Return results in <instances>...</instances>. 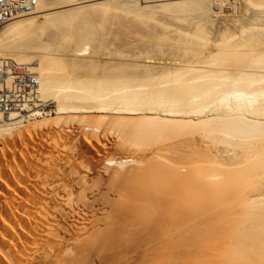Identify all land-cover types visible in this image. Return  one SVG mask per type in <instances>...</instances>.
I'll use <instances>...</instances> for the list:
<instances>
[{
	"label": "bare ground",
	"instance_id": "obj_1",
	"mask_svg": "<svg viewBox=\"0 0 264 264\" xmlns=\"http://www.w3.org/2000/svg\"><path fill=\"white\" fill-rule=\"evenodd\" d=\"M206 1L212 8L210 17L221 14L230 17L224 13L223 0L164 1L143 8L138 7L137 0H97L81 5L73 0H43L36 12L28 15L31 17L21 16L27 18L0 27V58L29 65L40 82L36 109L8 117L0 115V264H240L244 260L264 264L261 238L258 243L249 244L254 246L255 254L237 250L239 246L247 248L241 245L243 240L238 243L236 240V248L235 245L230 248V241H225L226 246L229 244L230 249L239 253L229 251L232 256L227 252L229 262L224 259L228 246L222 248L224 255L219 242L218 247L212 245L214 224L223 221L220 217L211 220V209L220 213L215 208L218 201L212 195L214 199L218 195L221 198L223 190L217 187L227 185L216 186L221 182H212L216 193H210L211 181L218 175L208 174L202 165L201 171L196 170L200 172L198 175L194 169L197 155L204 164L210 160L215 164L243 160V151L221 146L207 149L208 141H203L197 132L205 131L209 138L220 136L226 142L246 137L255 144L253 179L260 193L245 202L258 209L264 204V52L258 47L253 48L254 54L245 49L249 59L258 51L257 57L249 61L260 64L240 69L236 64L240 58H236L238 48H245L250 39L240 37L244 41L236 43L230 39L234 31L227 36L229 31L226 35L222 29L215 41H209L205 32L209 29L202 26L210 18L206 12L208 20L198 17L202 24L189 23L191 26L186 28L190 32L185 35L183 25L180 35L177 34L180 30L175 27L177 24L174 28L169 25V32L164 25L165 31L160 30V35L151 30L163 23L162 19L160 23L155 21L157 10L176 14L195 9L201 13V9L209 10ZM254 1L247 3L253 8L264 7V0ZM112 19L118 30L126 33L130 29L126 35L132 33L138 42L152 39L157 48H162L155 49L156 43L149 40L154 43H151L153 52L144 46V50L126 55V60L111 67L106 65L109 61L94 57L81 62L84 47L78 48L84 42L97 41L101 22L105 24ZM150 20L156 22L155 28L151 25L144 28L142 25ZM44 27L58 29L59 33H52L55 36L52 42L37 45V34ZM245 27L240 28V34H248ZM171 28L176 30L174 34L172 29L174 36L179 38L182 33L184 40L173 39ZM207 46L204 53L201 48L206 51ZM164 48L181 52L184 48L188 51L183 50L185 55L190 56L172 52V57H168L165 50L161 52ZM228 53L236 54L232 56L237 60L233 64L238 65L237 69H229L231 65L228 68L226 64L220 66L219 58L213 59L216 56L224 59ZM244 54L241 50L239 56ZM99 68L101 73H96ZM74 69H83L84 73ZM50 100L56 103V110L51 113L46 111ZM39 106L44 108L37 109ZM234 187L232 191L236 190ZM250 208L253 210L252 206L247 210ZM251 210L247 211L246 215L250 213L247 217L251 216L255 224H264V211ZM223 213L230 215L227 211ZM240 230L234 232L238 234Z\"/></svg>",
	"mask_w": 264,
	"mask_h": 264
},
{
	"label": "rangeland",
	"instance_id": "obj_2",
	"mask_svg": "<svg viewBox=\"0 0 264 264\" xmlns=\"http://www.w3.org/2000/svg\"><path fill=\"white\" fill-rule=\"evenodd\" d=\"M154 2L152 3V2H150V3H143V2H141V0H137V4H138V7H140V8H143V7H145V6H152V5H157L158 3L160 4V3H164V1L166 2H176V1H181V0H163V2L160 0V1H158V0H153ZM184 1V0H183ZM201 1V0H200ZM204 1V0H203ZM225 1V2H224ZM156 2H158V3H156ZM223 7H224V9H226L225 10V12L224 13H226L227 15H230V17L229 16H226V18L221 14V15H217L216 17H210V16H212V15H210V14H208L209 12H210V10L212 11V8L207 4V1L205 2L206 4H207V6H209L208 8H209V10L207 11H204L205 9H201V10H203V12H201L200 13V11H198V10H195V9H191V11H193V12H189V11H181V13H176L175 14V12H173V14H171V12H163V11H161V10H157V13H156V19H155V21H157V23H160V21H161V19H162V22L163 23H167V24H163L162 22V24L160 25L161 27H162V29L160 28V26H158V29H156L155 27H154V22L155 21H151L150 20V23H149V21H148V23L147 24H145V25H142L143 27L145 26L146 27V25H148V26H152V27H154L155 29H153V28H151V30L153 31V33H156V32H158V33H156V34H161L162 32H163V30L166 28V27H168V29H167V31L169 30V28H170V26L171 27H173V25L175 26L176 24V26L175 27H179L178 29H180V30H178V33L177 34H179L180 35V32L179 31H181V28L180 27H182L181 25H183V27L182 28H189V26H191L190 24H192V23H194V22H198V23H196V24H202V20H200L199 18L201 17V19H204V20H208L209 19V21L211 20V22H209V21H207L206 23H207V25H206V23H204L203 22V24H202V26H206L204 29L205 30H208L209 32H210V34L208 33V31H205L206 33H207V35H209L210 36V38H209V36H207L210 40L209 41H211V40H213V41H215V39H217L219 36L218 35H220V33H222V31H224L225 32V30H226V35L228 34L227 32L229 31V35H227V36H231L233 33V36L232 37H230V39L232 38V40L231 41H235L236 43L238 42V43H240L241 41H244V38L245 39H250L249 41H250V43H249V41L247 40L246 41V43L245 44H247V46L244 48V47H241V49H239L238 48V51L240 50V52H239V54H237V56L238 57H236V58H239V59H237V60H239V61H237V60H235L236 58H235V56H236V54H234V53H232V55L234 54L235 56H230V54L231 53H228L229 54V56L230 57H227L228 56V54H227V56L226 55H224V59H223V56H221V59H220V56H216L215 58H213V59H215L214 61H216V59L217 58H219V60L217 59V63L218 64H220V66L222 65L223 67L225 66V64H226V67H228V65H231V66H229L228 68L229 69H237L236 68V66H238L239 65V68L241 67V68H243V69H245V68H247L248 66V68H250V67H254V65L256 66V67H258L259 66V64L257 63V64H252L251 63V61L255 58V57H257V55H258V53L256 52V54H255V56L254 57H252L251 55H250V59L248 58V56H249V53H248V56H247V51L246 50H248V51H250L251 50V53H253L254 54V49L255 48H257L258 50H259V48H260V50H262L261 52H264V49H262V48H264V46H262V45H264V42H262V40H264V39H261V36L262 35H264V26H262V25H264V16H262V15H264V10H261V9H264V7H252V6H250V5H248V3H247V0H223ZM253 2H255L254 0H253ZM257 2H259L258 0H257ZM235 3V4H234ZM229 4V5H228ZM247 5V6H245V5ZM235 7V8H233V7ZM246 7H247V10H246ZM205 8H207V7H205ZM230 8V9H229ZM245 8V9H244ZM251 8V9H250ZM257 8V9H256ZM223 9V10H224ZM228 9V10H227ZM232 9V10H231ZM240 9V10H239ZM194 10H195V12H194ZM235 10H236V12H235ZM255 10V11H254ZM158 11H160V12H158ZM235 13H233V12ZM253 11V12H252ZM205 12L208 14V16H207V18L208 17H210V18H206L205 17ZM232 12V13H231ZM245 12V13H244ZM247 12V13H246ZM165 15H164V14ZM201 14V15H198V14ZM231 13V14H230ZM179 14V15H178ZM184 14V15H183ZM191 14V15H190ZM257 14H258V17H257ZM112 15H114L113 13L111 14V16ZM158 15L159 16H161V17H158ZM190 15V16H189ZM198 15V16H197ZM210 15V16H209ZM235 15V16H234ZM167 16V17H166ZM169 16V17H168ZM175 16V17H174ZM182 16V17H181ZM187 16V17H186ZM203 16V17H202ZM221 16H222V19H221ZM27 17H31V16H27ZM27 17H22V18H18L17 20H19V19H23V18H27ZM127 17H129V16H127ZM165 17V18H164ZM174 17L175 18V20H176V18L178 19V18H181L182 20H184L185 19V22H183V23H181L182 22V20H181V22L180 23H178V21L176 20H174V18L172 19V18ZM195 17H197V18H195ZM199 17V18H198ZM229 17V18H228ZM241 17V18H240ZM130 18H131V16H130ZM158 18V19H157ZM165 19V22H164V19ZM169 18V19H168ZM171 18V19H170ZM213 18V19H212ZM262 18V19H261ZM191 19V20H190ZM197 19H198V21H197ZM245 19V20H244ZM252 20V21H250V20ZM255 19H257V20H255ZM260 19V20H259ZM113 20H115V19H112V22L111 21H105V24L103 23V22H101V24L100 25H103L102 27L99 25V30H100V33H99V37H98V39H96L97 41H95V40H90V41H88L87 42V44L84 42V43H82L81 44V46L78 48V50H80V49H82V47H84L83 49V51L80 53V58H81V62L82 61H88V60H92V58L94 57L96 60H99V61H103V62H105V63H107L108 61V63L106 64V65H108V66H112V65H114L115 63H119V62H123L122 60H126L127 58V56L126 55H128V57H129V55L130 54H132V53H134V54H136V52H138V50H141V49H143L144 50V46H145V48H146V50H151V48H152V52H153V47H154V45H156V47H154L155 49L157 48V42H155L154 40H152V39H149V40H152L153 42H155L156 44H154L152 41H150L149 42V40H147L146 39V43L144 42V40L145 39H143L142 41H139L138 42V39L136 38V37H134L135 35H133L132 33H131V35L130 34H127L126 35V33H128V31L130 32L131 30L129 29L128 30V28H127V32L125 33V32H123V31H120V30H118L119 29V27L117 28L116 27V25H117V23H115ZM170 20V21H169ZM175 21V24H173L174 23V21ZM225 20H227V21H225ZM236 20V21H235ZM244 20V21H243ZM249 20V21H248ZM14 21V20H13ZM167 21V22H166ZM200 21V22H199ZM202 21V22H201ZM152 22V23H151ZM170 22H172L171 24H170ZM229 22V23H228ZM231 22V23H230ZM246 22V23H245ZM103 23V24H102ZM113 23H115V24H113ZM156 23V22H155ZM190 23V24H189ZM211 25H210V24ZM248 23H251V24H248ZM256 24V25H252V24ZM258 23V24H257ZM138 24H140V23H138ZM195 24V25H196ZM222 24H224V25H222ZM239 24H241V25H239ZM244 24V26H242ZM246 24V25H245ZM156 26H157V24H155ZM159 25V24H158ZM166 27H165V26ZM170 25V26H169ZM210 25V26H209ZM222 25V26H221ZM230 25V26H229ZM234 25H236V26H234ZM253 27H252V26ZM261 27H260V26ZM139 26V25H138ZM141 26V25H140ZM147 26V27H148ZM243 28V27H245V29H247L248 30V34H243V33H239L240 32V28L241 27ZM116 27V28H115ZM143 27H141V29L140 30H143L142 28ZM144 27V28H145ZM163 27H165V28H163ZM193 27H194V25H193ZM225 27V28H224ZM229 28V30L227 29V28ZM237 27V28H236ZM239 27V28H238ZM250 27V28H249ZM258 27V28H257ZM160 28V29H159ZM174 28V27H173ZM173 28H171V31H172V29ZM184 28V29H185ZM185 29V30H183L182 29V31H183V33H184V35L186 34V32L187 31H189L190 32V29L188 30V29ZM214 28V29H213ZM253 28V29H252ZM256 28V29H255ZM121 30H124V28L122 29V28H120ZM148 29H150V28H148ZM148 29H144L146 32H148ZM175 29H177V28H175ZM191 29H192V27H191ZM194 29V28H193ZM223 29V30H222ZM54 30V31H53ZM58 30V29H57ZM57 30H55L54 28H49L48 29V27L46 28V27H44V29H42L40 32H39V34H37V37H36V40L38 39V43H37V45H42V44H45V43H48V42H52V40L54 39V35H52V33L53 34H55L56 33V31ZM103 30V31H102ZM126 30V29H125ZM155 30V31H154ZM158 30V31H157ZM162 32H161V31ZM174 30V29H173ZM222 30V31H221ZM247 30H244V31H247ZM257 30H260V31H262V32H260V34L257 32ZM102 31V32H101ZM165 31V30H164ZM174 31H175V33H174ZM174 31H172V32H170V33H174V34H176V30H174ZM193 31V30H192ZM192 31H191V33H192ZM234 31V32H233ZM149 32H150V30H149ZM148 32V33H149ZM169 32V31H168ZM168 32H164L165 33V36H166V33H167V36L169 37V33ZM231 32H233V33H231ZM57 33H59V31L57 32ZM57 33H56V35H57ZM125 33V34H124ZM164 33H163V35L162 36H164ZM215 33H217L216 35H215ZM219 33V34H218ZM230 33H231V35H230ZM246 33V32H245ZM257 33V34H256ZM174 34H173V36H172V38L173 37H176V39H180L181 38V36H182V33H181V36L178 38L177 36H179V35H175L174 36ZM235 34H236V36H235ZM250 34V35H249ZM101 35V36H100ZM133 35V36H132ZM183 35V36H184ZM187 35H189V33H187ZM206 35V34H205ZM246 37H245V36ZM248 35V36H247ZM257 35H261L260 36V38L257 36ZM190 36V35H189ZM213 36V37H212ZM217 36V37H216ZM238 36H239V38H238ZM53 37V38H52ZM170 37H171V34H170ZM184 37H188V36H184ZM226 37V36H225ZM240 37H244V38H241L240 39ZM51 38H52V40H51ZM100 38V39H99ZM102 38V39H101ZM130 38V39H129ZM235 38H236V40H235ZM262 38H264V37H262ZM129 39V40H128ZM173 39H175V38H173ZM182 40H184L183 38H181ZM239 39V40H238ZM253 39H255L256 41H258L257 43H256V41L255 40H253ZM106 42H105V41ZM127 40V41H126ZM135 42H134V41ZM165 40H166V38H165ZM99 41H100V43H99ZM101 41L103 42V43H101ZM124 41V42H123ZM149 43H148V42ZM251 41L253 42L252 44H254L253 46H252V44H251ZM255 41V42H254ZM94 42V43H93ZM122 42V43H121ZM129 42V43H128ZM166 42V41H165ZM164 41H162V43H165ZM249 44H248V43ZM92 43V44H91ZM98 43H99V46H97L98 45ZM133 43V44H132ZM137 43V44H136ZM139 43V44H138ZM141 43H143V44H141ZM151 43H153L154 45H151ZM260 43V44H259ZM84 44V45H83ZM96 44V45H95ZM101 44H102V47L100 48V46H101ZM105 44V45H104ZM120 44V45H119ZM137 46V48H135L136 46ZM145 44H148V45H145ZM258 44V45H257ZM94 45H95V47H94ZM130 45H131V47L132 48H130ZM150 45H151V47H150ZM166 45H168V44H166ZM166 45L164 46L165 48H167L166 47ZM251 45V46H250ZM257 45V46H256ZM260 45V46H259ZM99 47L97 50V52L99 53V51H101L100 53L101 54H97V52L95 53V52H93L97 47ZM140 46L142 47V48H140ZM148 46H149V48H148ZM153 46V47H152ZM163 46V45H162ZM254 46H256V47H254ZM172 47V46H171ZM248 47V48H247ZM93 48V49H92ZM127 48V49H126ZM148 48V49H147ZM159 48H162V47H159ZM159 48H157V49H159ZM162 49L161 50V52L162 51H168L169 49ZM168 48H170V45H169V47ZM209 47L207 46V48H206V51H205V48H201L202 49V51H204V53H206L207 52V49H208ZM254 48V49H253ZM57 49V48H56ZM100 49V50H99ZM102 49H103V51H102ZM129 49H132V50H129ZM154 49V52L156 51ZM174 51H176V52H174ZM200 49V48H199ZM204 49V50H203ZM246 49V50H245ZM256 49V50H257ZM59 50V49H58ZM127 50V51H126ZM134 50V51H133ZM150 50H149V52H150ZM172 50V51H171ZM171 50H169L168 51V53H166L165 51H164V53L166 54V55H168V57L170 56V57H172V52L173 53H175L174 55H176V53L177 52H181V50H177L176 48H171ZM183 50H184V48L182 49V52H181V57L183 56V55H185V53L184 52H187L188 53V51H186V50H184V52H183ZM241 50H242V52L243 53H245L243 56H244V58L243 59H245V60H243L242 59V61L240 60L241 59V57H243V56H239L240 55V53H241ZM244 50V51H243ZM255 50V51H256ZM110 51V52H109ZM132 51V52H131ZM136 51V52H135ZM201 51V52H202ZM246 51V52H245ZM253 51V52H252ZM57 52V51H56ZM60 52V54L62 55V53H61V51H58L57 53H59ZM125 52V53H124ZM128 52V53H127ZM131 52V53H130ZM65 52H63V54H64ZM67 53H69L68 51L66 52V54ZM92 53H94L93 54V56L91 55ZM107 53V54H106ZM163 53V52H162ZM162 53H160L159 55L161 56V54ZM169 53H171V54H169ZM182 53H183V55H182ZM107 56H106V55ZM252 54V55H253ZM97 55V56H96ZM102 55V56H101ZM114 55V57H112ZM187 56H190V53L189 54H186ZM185 55V56H186ZM64 56V58L65 57H67L66 55H63ZM118 56V57H117ZM123 56V57H122ZM162 56H164V54L162 55ZM247 56V57H246ZM111 57V58H110ZM120 57V58H119ZM165 57H167V56H165ZM234 57V58H233ZM251 57H252V60H251ZM87 58H88V60H87ZM164 58V57H163ZM230 59L229 61H230V63H229V61H228V59ZM247 58V59H246ZM82 59H85V60H82ZM94 59V60H95ZM111 59V60H110ZM129 59V58H128ZM212 59V60H213ZM222 59H223V61H226V63L225 62H223L222 61ZM105 60V61H104ZM112 60L114 61V62H112ZM235 60V61H234ZM249 60H251V61H249ZM222 61V62H221ZM237 61V62H236ZM244 61V62H243ZM247 61H249L251 64H252V66H250L251 64L250 63H248ZM110 62H111V64H110ZM221 62V63H220ZM235 62H236V64L238 63V65H233V64H235ZM245 65V66H243V64ZM86 63V62H85ZM113 63V64H112ZM229 63V64H228ZM217 64V65H218ZM240 65H242V66H240ZM81 66H79L78 68H80ZM232 67V68H231ZM233 67H235V68H233ZM245 67V68H244ZM240 68V69H241ZM75 70V72H78V70L79 69H74ZM73 70V71H74ZM99 71H97L96 73H101L100 71H101V68H99L98 69ZM80 71V73L82 74V73H84V72H82L83 71V69L81 70H79ZM74 72V74L76 75V76H78V75H81L80 73L78 74H76ZM50 103H49V105H48V107H47V109H46V111L47 112H49V113H51V112H54L55 110H56V103L55 102H53L52 100H50L49 101ZM204 132L205 131H203V132H200V134L197 132L196 134L197 135H199V137L200 138H202L203 139V141H208L207 142V145H206V147H207V149L209 148V150H211V149H215V148H218V146H221V147H225L226 149L228 148V149H230V150H234V151H240V152H242L241 154H242V161L241 162H223V161H221V162H218V161H216V164H215V161H211L210 160V163H208V164H204V163H202L201 161H200V158H199V156L197 155L196 157H195V160L196 159H198V160H196V163H194V169H195V171L196 170H198L199 171V169H200V171H201V167H199L200 165H202V167H205V168H207V172H208V174H214V175H218V177H217V179L216 180H214V181H211V184H210V186L212 187V191H210V193L211 192H215L214 190V187L216 188V186L217 185H220V184H222L223 183V186L224 185H227V187H229V188H227L226 186L224 187V188H222V185H220V186H218L217 188H219V187H221V190H223V193L222 194H220V189L218 190L219 192V194H220V196H222L221 198L219 197V195H218V199H214V195H212L213 196V200H216V201H218L219 202V204H215L216 205V207L215 208H219L220 209V213H214L213 212V209H211V211H210V216H211V220H214V219H216V218H223V221H221V222H218V223H215L214 224V229H215V233H214V236L213 237H211L212 239H213V241H214V243H213V241H212V245H214V244H218V242H219V250H220V247H221V251H222V253H223V250H222V248H224V246H226V243L228 242V241H230V248H232L231 247V245H235V246H233V247H238V245L236 246V240H237V243H238V240H243L244 241V243L243 244H241V245H244L245 247H247L246 249H244V248H242V247H238V249L237 250H241V252L242 253H244L245 254V252L246 253H251V254H255L254 252H252L253 251V249L254 248H252V247H254V246H250V245H253L252 243L254 242V243H258V241H259V239L260 240H264V236H262V235H264V230H262V229H264V226H262L261 228H260V226L261 225H264V224H257L258 222H256V224L255 223H253L254 222V219H253V221H251L252 219H251V216H250V218L249 217H247V215H250V213L249 214H247L246 215V213H247V211H249L250 212V210H251V208H250V210H247V209H249V207H253V210H251V211H253V213H254V211H255V213L257 212V210H258V213H261V211H264V207H262V206H264V204H261L260 206H258V207H260L259 209L261 210H259L258 208H256L255 206L256 205H253V204H249V203H246V202H248V200H251V199H254L256 196H257V193H260V192H257L256 190L257 189H255L256 188V183H255V180L253 179L254 178V169H252V168H255V161H253L254 160V153H255V144L254 145H252L253 144V142H251V141H248L247 140V138L246 137H244L243 139L241 138V140H236L235 142L234 141H229V142H226L225 141V139H223V138H221L220 136H217V135H215V137L214 138H209V137H211V136H205V134H204ZM207 139V140H206ZM243 140L244 141H247V142H243ZM225 141V142H224ZM211 142V143H210ZM232 142V143H231ZM215 143V144H214ZM250 143V145H248ZM208 144H210V146L208 147ZM245 145V146H244ZM242 147V148H241ZM195 148H197V147H194V149ZM211 148V149H210ZM246 151V152H245ZM244 155V156H243ZM245 157V158H244ZM197 161H198V165H197ZM201 163H200V162ZM243 161H244V163H243ZM248 162V163H247ZM252 162H253V164H252ZM220 163V164H219ZM230 165H229V164ZM234 163V164H233ZM249 164V165H248ZM204 165V166H203ZM245 165H247V166H245ZM254 165V166H253ZM197 166V167H196ZM218 167V168H217ZM199 168V169H198ZM223 168V169H222ZM237 170V171H236ZM244 170V171H243ZM252 170V171H251ZM198 171H196L195 172V175L197 174H199L200 172H198ZM205 172H206V170H205ZM206 172V173H207ZM230 173V174H229ZM242 173V174H241ZM226 174V175H225ZM234 175V176H233ZM220 177V178H219ZM229 178H231L232 180V182L234 183H232L230 180H229ZM233 178H234V180H233ZM237 178V179H236ZM226 179H228V181L226 180ZM221 180V181H220ZM221 182V183H216L215 184V182ZM212 182H214V184L216 185V186H214L213 185V183ZM225 182V183H224ZM236 182V183H235ZM233 186H232V185ZM238 184V185H237ZM229 185V186H228ZM230 186H231V188H230ZM236 188H235V187ZM233 187H234V189H236L234 192H235V194H234V192L232 191V189H233ZM217 190V189H216ZM238 190V191H237ZM232 191V192H231ZM222 192V191H221ZM262 192V191H261ZM216 193V192H215ZM234 194V195H233ZM211 196V197H212ZM238 196V197H237ZM234 198H237V200L239 199V201H235V199ZM246 201V202H245ZM214 205V206H215ZM257 210H256V209ZM255 209V210H254ZM245 210H246V212H245ZM223 211L226 213V211H227V213H229L230 215H228V216H226L224 213H223ZM257 213V214H258ZM262 213H264V212H262ZM244 215H246V217L249 219L248 221H247V218L244 216ZM251 215H252V218H253V214H252V212H251ZM262 216V215H261ZM241 218H244V219H242L241 220ZM245 218H246V220H245ZM256 218V217H255ZM262 222H264V220H262ZM262 222H260V223H262ZM256 225V226H255ZM259 225V226H258ZM253 226H255V228L253 227ZM256 227H258L257 229H256ZM241 229V230H240ZM235 230H240V231H237V233L238 234H242V235H240V239L237 237L238 236V234H236V232H234ZM242 230H244L243 232H241ZM249 230V231H248ZM256 230V231H255ZM257 230H259V231H261V234H260V232L259 231H257ZM247 231V233L249 234V237H248V234H246L245 232ZM254 231H255V233H254ZM241 232V233H240ZM259 234H258V233ZM232 233H234V234H232ZM258 234V235H254V234ZM243 234H245L244 236H243ZM232 235H234V236H232ZM235 235H236V237H235ZM250 235H252V236H250ZM259 235H261L260 237H259ZM231 236V237H230ZM255 236V237H254ZM247 237H248V241H249V243H247L248 241H247ZM234 238H235V240H234ZM243 238H245V240L243 239ZM256 240V242L254 241V240ZM257 239H258V241H257ZM225 241H227V242H225ZM234 241V244L232 243ZM216 242V243H215ZM252 242V243H251ZM223 243H225L224 245H223V247H222V244ZM229 243V242H228ZM247 243V245H245ZM250 244V245H249ZM215 245V246H216ZM218 245H217V247H218ZM221 245V246H220ZM240 245V244H239ZM255 245V244H254ZM228 246V247H227ZM227 248L226 249H228L229 248V244H227ZM228 249V250H226V249H224V250H226L225 251V253H227V252H229V251H231V252H233V251H235V252H233L234 253V255H236L235 253H238V252H236V250H234V248H233V250L232 249ZM255 249H257L258 250V248L257 247H255ZM231 252H229L230 253V255L232 254V256H233V253H231ZM219 253H220V251H219ZM221 254V253H220ZM224 254V253H223ZM239 254V253H238ZM225 255V254H224ZM223 255V256H224ZM229 254L227 253V255H226V257L224 256V259H226L227 258V256H228ZM230 255H229V257L228 258H230ZM243 257V256H242ZM228 258L225 260L226 262L228 261ZM231 260V259H230ZM229 262V261H228ZM240 262V261H239ZM245 262H247V261H242V262H240V264H244ZM247 263H249V262H247ZM249 264H252V263H249Z\"/></svg>",
	"mask_w": 264,
	"mask_h": 264
},
{
	"label": "built area",
	"instance_id": "obj_3",
	"mask_svg": "<svg viewBox=\"0 0 264 264\" xmlns=\"http://www.w3.org/2000/svg\"><path fill=\"white\" fill-rule=\"evenodd\" d=\"M43 0H0V27L21 16L33 15ZM97 0H73L81 5ZM39 79L27 64L0 58V115L27 112L38 104ZM39 106L37 109H43Z\"/></svg>",
	"mask_w": 264,
	"mask_h": 264
}]
</instances>
